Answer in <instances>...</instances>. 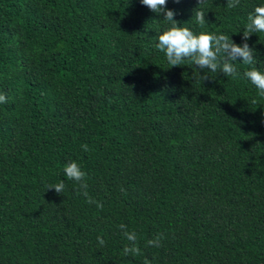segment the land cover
Listing matches in <instances>:
<instances>
[{
    "label": "trees",
    "instance_id": "16d2710c",
    "mask_svg": "<svg viewBox=\"0 0 264 264\" xmlns=\"http://www.w3.org/2000/svg\"><path fill=\"white\" fill-rule=\"evenodd\" d=\"M262 5L167 2L178 26L249 45L233 80L171 67V25L140 0H0V264H264V96L243 78L264 72V33L243 39Z\"/></svg>",
    "mask_w": 264,
    "mask_h": 264
},
{
    "label": "clouds",
    "instance_id": "9594fccd",
    "mask_svg": "<svg viewBox=\"0 0 264 264\" xmlns=\"http://www.w3.org/2000/svg\"><path fill=\"white\" fill-rule=\"evenodd\" d=\"M167 2L168 0H140V3L150 11L156 14H163L164 20L171 25L156 37L158 43L155 45L159 51L165 53L171 67H178L185 60H188L201 71L207 69L213 73L220 72L224 76L236 80L241 77L233 62L240 59L245 65L254 63L253 50L246 42L242 45H237L225 34L206 32L194 34L189 28L178 26L179 22L174 20L176 13L174 10L167 9ZM173 2L179 3L180 0H173ZM197 2L201 5L204 0H197ZM239 3L240 0H226V7L232 9L237 7ZM194 20L200 26H204L207 23L205 13L200 10L194 12ZM247 21L243 31V39L245 41L253 33H264V5L255 7L254 11L248 15ZM243 78L250 81L258 89L259 95L264 96V72L253 68L245 71ZM202 79L204 81L208 77L202 76ZM0 103H6L4 94H0ZM82 150L88 151V145H82ZM63 172L68 180L75 181L79 185V189L82 191H78V195L82 194L86 198L87 203H96L97 208L102 210L103 205L97 203L89 196L86 183L87 173L81 169L77 162L69 161L66 163L63 166ZM64 188L65 184L63 181L48 187V189H55L57 194H60ZM119 228L123 230L124 236L129 242L125 246L123 254L140 255L141 252L135 232L129 233L124 224L119 225ZM162 239L163 236L157 234L154 239L147 241V246L160 247ZM97 241L101 246L105 243L101 237H97ZM144 264H151V262L145 259Z\"/></svg>",
    "mask_w": 264,
    "mask_h": 264
}]
</instances>
